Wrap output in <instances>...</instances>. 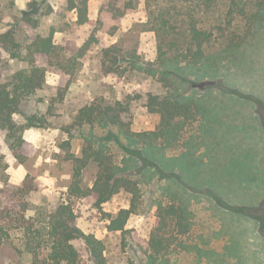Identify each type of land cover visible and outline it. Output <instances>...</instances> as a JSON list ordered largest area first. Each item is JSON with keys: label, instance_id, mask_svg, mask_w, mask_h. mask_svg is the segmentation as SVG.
I'll return each mask as SVG.
<instances>
[{"label": "trees", "instance_id": "1", "mask_svg": "<svg viewBox=\"0 0 264 264\" xmlns=\"http://www.w3.org/2000/svg\"><path fill=\"white\" fill-rule=\"evenodd\" d=\"M89 1L58 0L56 10L47 0H33L25 10L10 3L14 23L0 33V50L23 67L0 81V132H4L5 144L17 164L25 165L28 155L24 149L31 144L24 140V132L49 127L46 116L55 109L56 102H63L65 92L37 101L46 103L44 114H26L24 106L40 92L51 89L46 83L48 73H63L72 78L95 46L104 76L125 78L135 72L160 77L166 88H174L175 93L165 95L135 91L120 99L96 97L77 110L70 125L60 127L68 136L58 146L64 152L61 159L70 164L68 198L90 199L94 208L101 209L121 191L129 193V207L108 217L107 230L123 233L130 217L141 207L137 179L147 172H160L161 167L146 152L172 147L184 125L207 111L198 98L179 93L177 83L185 84L186 79L175 77L173 72L179 74L182 68L203 65L216 68L224 60L233 61L239 48L252 39L264 0H143L147 18L143 32H153L156 37V59L148 64L141 61L135 50H125L117 43L110 46L103 43L104 36L117 34V23L135 10L141 0H102L96 20L89 19ZM69 14H74L75 19ZM49 15H56L60 26H50L44 34L39 31L41 20ZM3 19L0 11V23ZM22 25L32 31L30 36H21ZM83 27L91 31L81 46L66 43L72 29ZM57 32L66 36L60 44L54 42ZM217 34L225 38L221 45L216 43ZM40 56L45 58L43 65L37 63ZM133 104L159 116L156 130L141 133L131 130L129 115ZM14 116L23 119L17 121ZM95 127L107 130L106 136L96 137L92 130ZM85 129L90 130L81 132ZM76 132L81 133L76 136L83 143L79 152L74 153L71 140ZM122 138L125 144L118 141ZM111 143L123 152L119 161L108 147ZM90 166H94L96 174L88 187L82 183ZM8 168L5 155L0 153V247L17 242L15 250L27 256L29 264H86L83 252L91 264H107L104 243L80 230L77 216L67 201L54 207L35 204L33 196L38 192L35 178L28 173L20 184H13ZM175 182L179 185L177 189L167 191L173 202L157 204V225L148 242L152 264L169 254V247L178 235L187 236L190 231V194L183 183Z\"/></svg>", "mask_w": 264, "mask_h": 264}, {"label": "rangeland", "instance_id": "2", "mask_svg": "<svg viewBox=\"0 0 264 264\" xmlns=\"http://www.w3.org/2000/svg\"><path fill=\"white\" fill-rule=\"evenodd\" d=\"M31 1L0 0V11L4 15L0 33L14 23L10 3L18 10H25ZM101 2L89 1L90 20H96ZM57 3L58 0H47L54 10ZM249 10L251 12L252 8ZM261 12L260 20L253 26L252 39L239 48L233 61L224 60L216 68L203 65L182 68L179 74L173 72L175 77L186 79L185 84L177 83L179 93L198 98L207 111L197 114L191 124L184 125L178 142L172 147L146 152L161 167L160 172H147L137 179L141 207L128 220L125 232H110L107 226L109 216L129 207V193L121 191L101 209L94 208L90 199L68 198L70 164L61 159L64 152L58 147L68 136L60 127L70 125L77 110L96 97L120 99L135 91L165 95L174 92V88H166L167 84L164 85L160 77L151 78L135 72L125 78L104 76L99 68L100 54L96 46L72 78L63 73H48L46 83L51 89L40 92L24 106L26 114H44L46 103L37 101L56 98L58 92H65L63 102H56L55 109L46 116L49 127L36 130V136H29L33 143L24 149L28 159L20 170L5 144L4 132H0V153L5 155L9 166V181L18 185L29 173L38 187L33 196L35 204L54 207L67 201L77 216L80 230L104 243L107 264H152L148 242L157 225V204L173 202L167 191L177 189V180L190 194V232L187 236L178 235L169 247V254L154 264H264V205L253 207L257 201H264V8ZM69 17L75 19L74 14ZM146 21L145 3L141 0L135 10L117 23L116 35L103 37L104 45L117 43L125 50L137 51L144 64L154 62L156 37L153 32H143ZM50 26H60L56 15L42 19L39 31L44 33ZM21 29L24 38L32 34L23 25ZM90 31L89 27L74 28L68 33L66 43L79 47ZM64 37L57 32L54 42L60 44ZM215 38L218 45L225 40L219 34ZM37 63L43 65L45 58L38 57ZM22 67L0 50V81ZM171 81L176 82L175 79ZM257 110L260 115L254 113ZM129 118L130 128L135 133L156 130L159 124V116L140 104H133ZM92 130L98 138H104L107 133L103 127ZM79 134H73L75 137L71 140L74 153L79 152L83 143V139L76 136ZM118 141L126 143L123 138ZM108 147L119 161L122 150L115 143ZM95 174L94 166H90L84 172L82 184L90 187ZM223 207L230 212H224ZM16 243L0 247V264H29L27 256L15 250ZM83 257L86 264H91L84 252Z\"/></svg>", "mask_w": 264, "mask_h": 264}, {"label": "crops", "instance_id": "3", "mask_svg": "<svg viewBox=\"0 0 264 264\" xmlns=\"http://www.w3.org/2000/svg\"><path fill=\"white\" fill-rule=\"evenodd\" d=\"M254 113L255 114H257V115H260V114H258V110H257V113H256V111H254ZM257 119H258V116L256 117ZM36 130H27V131H25L24 132V135H23V138H24V140L25 141H27V142H29V143H33V142H31V140H30V138H29V136H36L37 135V133L35 132ZM32 138V137H31ZM264 160V159H263ZM17 168L20 170V168H22V166L21 165H19L18 164V166H17ZM263 172H264V170H263ZM261 182V181H260ZM13 183V182H12ZM263 183H264V181H263ZM262 205H264V201H257V203L253 206L254 208H256L255 206H257V207H259V206H262ZM224 209H222L224 212H230L229 211V209H227L226 207H223ZM261 208V207H260ZM259 208V209H260ZM232 211V210H231ZM190 232V231H189ZM189 234V233H188ZM252 237H254V235H252ZM232 262H233V260H232Z\"/></svg>", "mask_w": 264, "mask_h": 264}, {"label": "flooded vegetation", "instance_id": "4", "mask_svg": "<svg viewBox=\"0 0 264 264\" xmlns=\"http://www.w3.org/2000/svg\"><path fill=\"white\" fill-rule=\"evenodd\" d=\"M264 107V106H263ZM262 111H264V108L262 109ZM258 114H260L259 112H258Z\"/></svg>", "mask_w": 264, "mask_h": 264}]
</instances>
